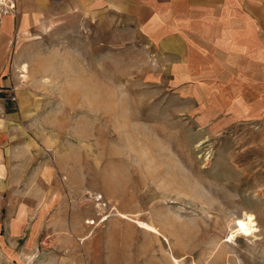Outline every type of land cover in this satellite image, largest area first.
Wrapping results in <instances>:
<instances>
[{"label":"rangeland","instance_id":"obj_1","mask_svg":"<svg viewBox=\"0 0 264 264\" xmlns=\"http://www.w3.org/2000/svg\"><path fill=\"white\" fill-rule=\"evenodd\" d=\"M4 1L0 264H264L257 126L203 121L119 26L21 34Z\"/></svg>","mask_w":264,"mask_h":264},{"label":"crops","instance_id":"obj_2","mask_svg":"<svg viewBox=\"0 0 264 264\" xmlns=\"http://www.w3.org/2000/svg\"><path fill=\"white\" fill-rule=\"evenodd\" d=\"M19 1L21 34L54 19L119 26L162 65L176 94L199 105L203 121L255 125L252 140L264 146V0Z\"/></svg>","mask_w":264,"mask_h":264},{"label":"bare ground","instance_id":"obj_3","mask_svg":"<svg viewBox=\"0 0 264 264\" xmlns=\"http://www.w3.org/2000/svg\"><path fill=\"white\" fill-rule=\"evenodd\" d=\"M0 4L3 6H6L4 0H0ZM22 69L25 70L26 66L24 65ZM241 225L242 226L237 231L231 233V235L228 237V240L226 242L230 243V242L234 241L237 237H240V235H252L255 233V230H253L249 227H246L243 224V221L241 222Z\"/></svg>","mask_w":264,"mask_h":264}]
</instances>
